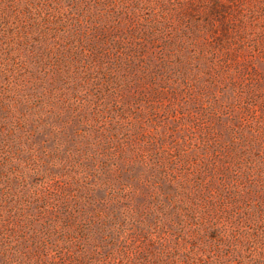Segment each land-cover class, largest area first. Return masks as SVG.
Returning a JSON list of instances; mask_svg holds the SVG:
<instances>
[{
  "label": "rangeland",
  "instance_id": "rangeland-1",
  "mask_svg": "<svg viewBox=\"0 0 264 264\" xmlns=\"http://www.w3.org/2000/svg\"><path fill=\"white\" fill-rule=\"evenodd\" d=\"M0 215V264H264V0H0Z\"/></svg>",
  "mask_w": 264,
  "mask_h": 264
},
{
  "label": "trees",
  "instance_id": "trees-1",
  "mask_svg": "<svg viewBox=\"0 0 264 264\" xmlns=\"http://www.w3.org/2000/svg\"><path fill=\"white\" fill-rule=\"evenodd\" d=\"M223 9V11L225 10L224 9V7H221V6H219V5H217L214 9ZM113 171H115V168L113 169ZM76 213H72V214H68L67 216L68 217H70L69 218V220H67L66 221V223H65V225L63 226V227H92V222H96V220H98L97 218L98 217H102V215L100 216V215H98L97 217L96 216H91V218L89 219V218H85L86 219V221H88V222H85L86 223V226L84 225V224H78V221H76V219H72V218H77V215H79V213L78 214H76ZM86 213H84V215H85ZM119 217H120V214L117 216V215H115V213H113V218H114V220H116L118 223H119ZM3 219V220H2ZM2 221H4V222H2ZM0 226L1 227H3V225L4 224H7V225H9V221H8V219H6V218H4L2 215H0ZM13 223H14V221H13ZM138 224H139V222H138ZM142 224V223H141ZM140 224V225H141ZM102 226H104V224H102ZM50 227H54L55 229H56V227H58V225H56V224H54V223H52V224H50ZM94 235H95V233H94ZM87 236V237H86ZM88 236H90V235H85L84 237H83V240L86 238H88ZM81 240V238L80 239H77V241H80Z\"/></svg>",
  "mask_w": 264,
  "mask_h": 264
}]
</instances>
